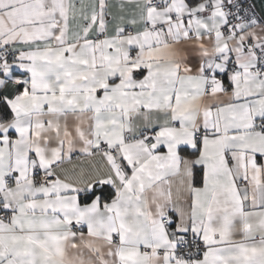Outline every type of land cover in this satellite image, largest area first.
Instances as JSON below:
<instances>
[{
  "label": "snow or ice",
  "instance_id": "snow-or-ice-1",
  "mask_svg": "<svg viewBox=\"0 0 264 264\" xmlns=\"http://www.w3.org/2000/svg\"><path fill=\"white\" fill-rule=\"evenodd\" d=\"M0 264H264V0H0Z\"/></svg>",
  "mask_w": 264,
  "mask_h": 264
}]
</instances>
